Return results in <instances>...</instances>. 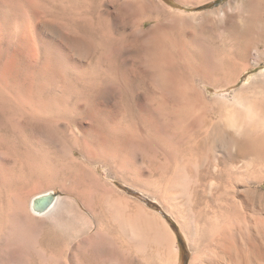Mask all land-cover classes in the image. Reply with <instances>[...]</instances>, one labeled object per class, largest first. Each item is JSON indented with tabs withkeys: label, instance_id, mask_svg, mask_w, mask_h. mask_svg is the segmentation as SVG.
Here are the masks:
<instances>
[{
	"label": "rangeland",
	"instance_id": "obj_1",
	"mask_svg": "<svg viewBox=\"0 0 264 264\" xmlns=\"http://www.w3.org/2000/svg\"><path fill=\"white\" fill-rule=\"evenodd\" d=\"M19 1H21V2H18V0H0V71H1L0 72V79H1L0 83L2 84V86L0 84V86H1L0 87V162H1L0 163V169H2V170H0V200H1L0 206L3 204V206H1V207H2V209H3V207H5L3 209V210H5L3 212L4 217L8 216L7 218L9 219L8 224L7 225H5L6 223L4 224L6 227L5 226L3 227L2 224L0 223V226H1L0 229L3 228L2 232H0V233H3V235L0 234V236L2 235V237H0V248L4 249L6 251H9V252H13L14 250H17V249L20 251V249H22L21 252H24L25 254L33 252L34 257H35L34 260L36 261L37 264H43V262H44V264H65V263L66 264H102V262H103V264H105V263L106 264L107 263L108 264H133L134 261H136V263L140 262L142 264H144L146 262H147L146 264H159V262L162 259L161 258L162 256H160L162 253V249L158 248L159 246H158L156 239H155V231L158 229H163V226H162L163 225V218H162L160 213L166 215L168 210L159 202V199L156 197V195L158 194V192L156 191L157 190L156 188H157L158 183H159V181L157 179L158 174H155V177H154L155 180L154 181H149V179L146 176L145 172H146L147 163H146V153H145L144 145H141V143L143 144V142L141 139L140 131H138V129H137V131H135L134 130L135 128H132V126H134L133 125L134 123L132 122L133 120L131 119V117L128 113L129 110H127L128 109L127 101L124 99H117L116 100L115 99L116 97L111 95L112 93L110 92L112 90V87L110 85L106 84L108 82H105L106 87L103 91V93L106 94V95L103 94L105 96V98H104L105 100L103 99L104 96L102 95L101 96L102 98H100L101 100L99 101V103H100L99 106H101L102 108L105 107L104 105H102L103 104L102 102H104V104L106 106H108L107 108H104V111H105L106 116H107V119H106L107 125H105V128L101 127L102 126L101 125L100 128H102L101 129L102 133L106 135L105 143L110 144V146L113 148V149H111L106 144L105 145L99 144L102 146V148L101 147L99 148L98 147L99 145L97 143H96V145L93 144L94 146H90V145H92V142L96 140V137H95L96 130H91L92 133L94 132V134H93L94 138H92V134L89 131L88 127H85L83 124L87 120H89V118L87 119V117H86V121H85V117L84 116L80 117L82 115L81 114L79 115L78 112H77L78 115L76 114V111L71 112L72 114H68V116L71 115L70 118H67L68 117L67 113H69V112L66 113V112H64V110L59 112V113L63 112L61 115L59 113L55 114L58 116L60 115L58 118L55 115H52L51 117L50 116L47 117L46 115L45 116L42 115L41 117H38L41 114L33 113L32 111H30L31 109L28 106L22 105L24 107V108H22L21 104L17 100L18 99L17 94L21 90L25 91L26 85L29 86V85L33 84L34 85V91H36L37 93L38 92L41 94L47 93L45 95V97L48 94H50V96H53L56 98L58 97L57 100H58L59 104L61 105V107L66 105L65 101L68 102V100H66L65 97H67V95L70 93V91H72V93H74L72 98H70L71 103H73V104H81L82 103V105H83V103L85 104L86 101L83 100L82 98L77 97L78 94H76V96H75V92H73V91H78L79 86L81 87V85H82L81 84L82 79H80L81 81L79 84L78 79L76 78V74L78 72L82 71V73H83L85 71V69H87V70L89 69V71H91L90 67L93 66V68H95V66H96V65L94 66V64L96 63V62L94 63V61H97V63H96L97 67H98L97 69L101 68L99 66H102L103 64L100 65L99 64L100 62H98V61H100V59H102L101 55H103V57L105 55L106 56L108 55V57L109 58L111 57L110 59H112L114 62L117 59H118L117 61H119V60L123 59V57L127 58L129 56L131 59L128 57L129 60L127 59L128 61H126V65H124L125 67L129 68V66H131V64L133 63L134 58L142 59L140 57L144 55V53H145L144 49L143 48L136 49V48H130V47L129 48H122V50H121L122 52H120V53H122L120 55L121 59L118 57V55H117V59H116V57H113V55L115 56V54H113L115 52L114 47L117 46L118 44H120V42L132 32V27L124 24L123 21H121L122 17H119V16H121V13H120V11H118L119 5L116 4L115 2H112L109 0H104V1L103 0H95V1L94 0H78L75 2L69 3L72 15L77 14V17H78L77 24L78 25L83 26L84 28H87L88 26H90L93 23L92 26H94V28L97 27L96 30L98 29V31L99 30L102 31V32L99 31V34L95 35L96 34L95 29H89V28L85 29L83 32L87 31V37H84L85 35L82 33L84 35V36H82L83 37V40H82L83 43L85 40H86L85 41L86 44L89 43L91 40H93L89 44H87V46H88L92 42L97 43L98 41H102V40H104V38H106L105 39L106 41L105 42L103 41L105 43L104 45L103 44H101V46L98 45L100 48L104 46L103 49H100L98 47L99 50L97 49L96 53L94 52L96 47L94 48V46L92 47V45L89 46V48L92 47V49H89V50H91V51L93 50V53H94L92 56L91 51H89L87 48H82L84 46V45H82L83 43H81L82 41H80L79 45H78L81 48L80 49L81 51H79V48L77 47V42L76 41L73 42L74 39H71L72 37H74L75 32H73L74 30L72 29L71 25L65 26L66 22L67 23L70 22L69 20L66 21L67 19L65 18V15L58 16V17H52L51 10L54 11V9H55L57 11L60 9L59 8L60 2L58 0L57 1L56 0L55 1H53V0H42V1L36 0L35 1L34 0L36 3L31 1V0H29V1L28 0H19ZM44 1H46V2L44 3ZM165 1L172 8H175L178 10H183V11L186 10V14H184L180 17H177L173 21H171V23L173 25L175 23V28L173 27L174 30L167 33L168 37L166 36V38H165L166 40L164 41V43L166 45L169 46V45H171V42L180 41L182 39H185L187 42H189V43L191 42V44L193 43L196 45V47H197L196 51L197 52L202 51V50L204 51L205 49L209 50L210 53L207 55V58L209 57L208 60L211 61L212 63H214V61L216 62L217 61L216 59H218V61L224 60L223 62H225V59H223V54L225 55L224 58H226V63L229 62V58L232 55L233 56H242V54H244L243 56H246L247 59L249 58L251 63H256V66L254 68H252L251 70H249L248 72H246L242 76V78L238 84L229 88L227 94H229L228 96L230 99L232 98L231 100L233 101V104L235 103V105L240 107V108L245 107V105H247L249 102H252L253 100L257 101V100H259V98L260 99H262V97L264 98V96H262V95H264V93L262 92L263 94H261V92H260L261 89L264 88V75H262V76L260 75V73L262 71H264V10H263L264 7L257 4V0H253V1H251V0H245V1H243V0H209L208 2L206 1V3H204V4H200L201 3L200 0H197L198 2L196 0H194V1L187 0L188 4H186L187 3L186 0H165ZM183 1H185V2H183ZM195 1H196V4H195ZM255 1H256V4L254 3ZM26 2H28L29 4ZM39 3H41V4H39ZM42 3H44V5H42ZM35 4H37V5H35ZM38 4L42 5V7H39ZM45 4H47V5H45ZM90 4H92V5H90ZM78 5L82 6L80 8V10L78 9V7H79ZM254 5H255V7H254ZM221 6L226 10V16H228L230 18L227 19V17L225 15H222L223 18L215 17L216 15L213 16L214 13L212 12V13L207 15V18L210 17L209 15H212L213 17H215V18H213L211 16L212 20L213 19H214V21L216 20L215 23H217V24H214V22L212 20H210L211 18L205 19L206 15H204V17L202 16L203 15L202 12H204V13L210 12V10L213 11L214 9L220 8ZM261 7L263 9H261ZM44 8H47V10ZM51 8H54V9H51ZM95 8H96V10H98V12L95 11V14H93L94 13L93 10ZM38 10H41V12H39ZM42 10L45 13H43ZM89 12L90 13L93 12V13L90 15ZM114 12H116L117 15H115ZM102 13H104V14H102ZM197 14H199V15H197ZM234 14H236V15H234ZM88 15H89V18H88ZM238 15L240 17V20H237V19H239ZM81 16L82 17L84 16V19ZM224 16H225V18H224ZM196 17H199V18H197V20H196ZM201 17H203L208 23L207 25L205 23L206 21L201 23V25L202 24L205 25L204 28L200 24L199 25L196 24V23H200L204 20ZM56 18H58V19H56ZM59 18H61L63 21V24H61V26H58L61 23V19H59ZM217 18L221 19V20L223 19L222 20L223 23H222V21L221 22L219 21V23H218ZM92 20H94V21H92ZM118 20H119V22H118ZM199 20H202V21L199 22ZM208 20L213 22L212 26L209 25L211 22H209ZM23 21L25 23H27V24L29 23V24L27 27H26V25L22 27L23 31H22V29L19 28L21 30L20 31L17 27H21L22 24H24ZM44 23H45V25H44ZM98 23H100V24H98ZM189 23H190V25H189ZM150 25H151V23H148L147 26H150ZM196 25H198L197 28L199 29V31L197 29L194 30L196 28ZM32 26H33V28H32ZM68 26H69V29L71 28L70 31L68 29ZM115 26H118L120 28L121 32L120 33H113V36H112L111 34H112L113 30H111V29H114ZM235 26H237V27H235ZM210 27H213V28L211 29ZM224 27H225V29H223ZM25 28H28L31 30H29V32H28V29L25 30ZM179 28L181 30L185 29L187 31L183 30V32L179 33V32H177V30H180ZM106 29L108 31V32L106 31L107 33L105 32L107 36L104 35V37H100L101 34L103 33V30H106ZM190 29H193L194 31H192ZM201 29H203V30H201ZM205 29L207 30L206 31L207 34H205L206 32L203 34ZM238 30H240V31H238ZM196 31H198V32H196ZM201 31H203V32H201ZM223 31L224 32L226 31L227 34H226V32L224 33ZM19 32L22 33V35L25 34L24 32H26L27 36L26 35H24V36L27 38H25V39H24V37L21 38L22 35L18 36L20 34ZM37 32H38V34H37ZM68 32H70V33L72 32V33H74V35L72 33H71L72 35H70V33H68ZM215 32L217 34L216 36L214 34ZM238 32L240 35L238 34ZM17 33H18V35H17ZM194 33H196V34L194 35ZM241 33H243V34H241ZM39 34H43V35H39ZM67 34L70 36L67 37ZM85 34H86V32H85ZM103 34H102V36H103ZM34 35H35L34 39L37 40L36 41L37 43L34 42L32 44V41H34V39L32 40L31 36H34ZM38 35H39V37H41V36L42 37L39 38ZM88 35L90 37L92 36V38H90ZM204 35H206V36H204ZM181 36H183V37H181ZM43 37L45 38V40ZM46 37H47V39H46ZM230 37H231V39H230ZM88 38H89V40H88ZM212 38H214V39H212ZM43 40L46 41L47 43L46 42L44 43ZM69 40H71V42ZM107 40L108 41L110 40L109 46H108ZM214 40H217V41H214ZM24 41H26V43H24ZM94 41H97V42H94ZM210 41H212L211 44L214 42L218 46L216 45V47H214L215 48L214 49L213 48L214 43L212 44V47H211V45L209 43ZM29 42L31 43V45ZM51 42L53 43L54 47L52 46ZM254 42L256 43V45ZM98 43H102V42H98ZM202 43H204V44H202ZM247 43H248V45H247ZM34 44H36L35 45L36 47L33 46ZM56 44H58V45L61 44V46H58ZM80 44L82 45V47ZM86 44H85V46H86ZM207 44H209L210 47L207 46ZM215 44H214V46H215ZM237 44H239L238 46H240V47H237ZM19 45H20V47H19ZM23 45H24V48H23ZM27 45H28V47H27ZM37 45H38V47H37ZM105 45H107V46H105ZM251 45H252V47H251ZM39 46H41V47H39ZM248 46H250V47H248ZM107 47H109V48L107 49ZM198 47L202 48V49L198 50L199 49ZM247 47L250 49L252 48V49L248 50ZM255 47H256V49H255ZM39 48H41V51H37V50H39ZM104 48H106V49H104ZM84 49H87V51L85 52ZM109 49H110V51H109ZM212 49H214V51H211ZM57 50L59 51L60 55H57L58 54ZM101 50H103V54H102ZM104 50H106L105 52H107V50H108V52L105 53ZM18 51H20V52H18ZM31 51H32V53H31ZM47 51L51 56L53 55L52 57H55L56 60L59 59L61 64H63V62H66V63L69 62L70 63L69 67H67L65 70L64 69L58 70V75H57L58 79L49 82V83L53 82L51 85L52 90L48 89V87L50 88V85L48 83L47 84L49 86L44 85L45 84L44 82H46V80L41 79V77L39 78L38 75H36V76L34 75V73L37 72L36 68L39 67L38 65L40 63H42V61L45 60V58L47 59V57H46V55L48 54ZM72 51L74 53H76L75 54L76 56L80 54L79 57L78 56L75 57V55ZM88 51L91 52V53H89V55H88ZM239 51L240 52L242 51V52L240 53ZM37 52L39 54H41V52H43L44 54L42 53L41 56H38L39 54H37ZM45 52L47 54H45ZM51 52H53V54ZM109 52H110V54H109ZM111 52H112V54H111ZM216 52H218L217 53L218 55H216ZM223 52H225V53H223ZM228 52H231V53L229 54ZM244 52H246V53H244ZM261 52H263V53H261ZM115 53H117V52H115ZM247 53L249 55H247ZM33 54H36L37 56L33 55ZM70 54L74 55V56H72L74 59L70 57L71 56ZM95 55L97 57H98V55H100L101 56L100 59L97 60L96 59L97 57L94 58ZM173 55H175V53ZM58 56H59V58H58ZM211 56H212V59H211ZM216 57H219V58H216ZM39 58H41V59H39ZM75 58H77V59H75ZM213 58L215 60H213ZM227 58H228V61H227ZM37 61H39V62H37ZM79 61H81L83 63L81 64V62H79ZM101 62H102V60H101ZM163 62H164L163 59L158 60V65H157V67H155L160 72L165 71V68H164L165 65H163ZM92 63H94V64L92 65ZM34 65L36 66V68ZM82 65H83V67H82ZM84 67H85V69H82ZM86 67H88V68H86ZM21 68L26 69L25 70L26 72L21 71ZM33 68H34V70H33ZM93 68H92V70H93ZM135 68H136L135 71H136L137 78H135V80L133 81L134 89L136 88L137 90H139L141 92V96H142L141 99L142 100L141 99L140 100L142 103H146L148 99H146L144 95H147L148 93H150L149 95H151V96L155 95V93L153 91L149 92V90H147V88L150 86H156V83L153 79L155 71L153 68L152 69H146L140 63H136ZM61 70L65 71V72H63L64 75H63ZM70 70L72 73L69 72ZM180 70H181L180 67H177V66L175 67V71H177L178 73L179 72L181 73ZM18 71H20L21 75ZM30 71L33 72V74ZM67 72L69 73V75L67 74ZM85 72L88 73V71H85ZM184 74H185V71H184ZM141 75L144 77L145 81L141 80V78H140ZM255 75L259 79L257 77H256L257 79H253V77ZM1 76L3 78L6 76L7 79L10 81H7L5 78H4L5 79V81H4V79ZM8 76L9 77L11 76L10 77L11 79L8 78ZM59 76H61V77L59 78ZM64 77H65V79H64ZM36 79H37V82L42 81L41 85L44 86L45 89H43L42 86L39 85V83L37 84ZM8 82L10 83V85ZM15 82H17V83H15ZM18 82H20L19 84H21V82H23V84H21L19 86ZM5 83H6L7 87L5 86ZM28 83H30V84H28ZM71 83L73 85H70ZM246 83H247L246 88L242 89V86ZM17 85L19 88L17 87ZM35 85H36V88H35ZM107 85L110 88H107ZM262 85H263V87H262ZM39 86H41V87H39ZM57 86H59V90H58ZM74 86H76L77 89ZM8 87H9V89H8ZM16 87L19 89V91ZM37 87L43 89L45 92L44 91L41 92V89H38ZM46 88L48 89L47 91H46ZM36 89L39 91H37ZM62 89H64L66 92ZM68 89H70V91ZM235 91L238 92L239 94L238 93L235 94ZM255 91H257V92H255ZM211 92L213 94H215L216 90L211 89ZM253 92L256 93V97H255V93H253ZM7 93H8V95H7ZM5 94H6V96H5ZM44 94L42 95L43 97H44ZM160 94L161 93H156L157 96H159ZM57 95H60V96H57ZM252 95H254V96H252ZM73 98H74V100H73ZM60 99H62V102H60ZM160 99L161 98L153 100V102L155 103V102L166 101L165 99H161V100ZM219 103L224 108L226 107L225 105H227L226 102H220L219 101ZM229 103L231 104L232 102H229ZM68 104L70 105V103H68ZM218 107L220 108V106H218ZM18 108H19V110H18ZM25 109H30V110L26 111ZM114 109H115V111L112 112ZM116 113H118V114L116 115ZM29 114H31V115L33 114V116H31ZM63 114L66 115V119L64 118L65 115L63 116ZM108 114H110V115H108ZM113 114L118 116V117L114 116ZM76 116H78V117H76ZM43 117H44V119H43ZM45 117H47V118H45ZM29 118H31V119H29ZM48 118H49V120L52 119L53 121L52 120L49 121ZM75 118H77V121H75L76 120ZM79 118L85 122H83L81 120L83 122L82 123L81 121H79L80 120ZM123 120H125V121H123ZM35 121H37V122H35ZM108 121L113 122V123L110 124V122H108ZM44 124H46V125L44 126ZM77 124H79V125L77 126ZM39 125H41V126H39ZM114 125L120 131V134H119L118 138H116V139L113 138V135L110 133V129H109L110 127H113ZM64 127L67 129H64ZM78 127L80 128V130L76 135V132H73V131H75V129L78 130L79 129ZM82 127H83V129H82ZM103 129H105V130H103ZM101 130H100V132H101ZM130 130L132 133L130 132ZM135 132H137V133H135ZM55 134H57V135H55ZM85 134L87 135V137ZM107 134L109 136H107ZM88 136L90 139L88 138ZM111 136H112V139H111ZM134 138L135 139L138 138V139L134 140ZM118 139H120V140H118ZM78 140H80L79 142H81V144L84 143V145H86L85 143L88 141L87 146H89V148H92V151L90 149H89V151L93 152L92 156H93V159L96 161V164H94V166L89 167L86 164H79L77 162L73 163V160L71 158H69L71 156L69 150L71 147L74 146V144L76 145V143H79V142H76ZM109 141L112 143H109ZM113 141H114V143H113ZM72 143H73V145H72ZM111 144H113V145L115 144V145L113 146ZM116 145H118V146H116ZM30 146H32V147H30ZM108 147L110 148V151L108 150L109 149ZM118 147L121 150H119ZM94 148H96V149H94ZM114 148H116L119 153L117 151H114V150H116ZM99 149L100 150L102 149L101 151H103V149L104 150L107 149L111 153L109 154L108 151L105 150L106 156H105V154H103V155L101 154L102 155L101 156L100 153H104V152H101ZM124 149H127V150H124ZM98 150L100 151V153H97V152H99ZM112 150L115 153H112L113 152ZM116 152H117V155H116ZM96 153L99 154L100 157L98 155L94 156ZM113 154H114V157L113 156L111 157V155H113ZM120 154L121 155L124 154V156L126 158L124 156L121 157ZM107 156H109V157H107ZM117 156H118V158H117ZM39 157H42V159L38 160L37 158H39ZM195 157H197V156L190 155L189 159H183L182 160V158H179L177 162H173L172 160L169 159L168 162H165L166 164L164 165V168L166 170L168 169V173H167L166 177L162 179L161 183H164L165 185L168 183L167 184L168 188L172 184H173L172 185L173 187L179 186L177 189H181V190L179 191L180 195L179 194L178 195L180 197H182V195H183L182 198L187 197V195H185V194L188 193V189H187L188 185L190 184L191 180L193 179V177H194L193 175H195L194 170L198 171L199 166L201 164L200 161H199V163H198V161H196L199 159L195 158ZM32 158L34 159V162L32 161L33 160ZM122 158H125V160ZM192 158H193V160H192ZM59 159H60V161H59ZM187 160L189 161L190 164L188 163ZM39 161L44 162V165L47 166L48 168L46 167L47 169L45 170V168L42 167L43 164L38 163ZM124 161H125V163H124ZM193 162L194 163L197 162V165H195ZM45 163H49V164H45ZM35 164H36V167L34 166ZM37 165H38L39 170H35L37 168ZM190 165L191 166L195 165V167H193V166L192 167L196 168V169L193 170V168L191 167V169H192L191 170ZM39 166H41V167H39ZM49 166H50V168L51 167L52 168L50 169ZM185 166H187V167H185ZM184 167H185V169H184ZM43 168H44L43 171H48V172L53 171V172H51L52 174L48 173V172L43 173V171H42ZM49 169L51 171H49ZM33 170H35V171H33ZM174 170H176L178 173L177 178L175 180L170 179L171 172ZM5 171H7V172H5ZM32 171L35 173H32ZM36 171H39V173H41V171H42L41 174L43 176L39 175ZM142 171H143V173H142ZM183 172H184V174H182ZM7 173L10 175V177ZM13 173L16 175L14 176ZM26 173H28V174H26ZM29 173L31 175H29ZM195 173H197V172H195ZM33 174L36 177H34ZM26 175H27V177H26ZM37 175H39V176H37ZM11 176L12 177L14 176V177L12 178ZM5 177L8 179H6ZM39 177H41V178L43 177V178L39 179ZM49 177H51V178L49 179ZM30 178H32V179H30ZM186 179H187V181H186ZM37 180H39V181H37ZM41 180L42 181L44 180L43 183ZM178 180H179V184L177 185ZM8 182L10 183L9 186H8V184H9ZM38 182L42 183V185L39 184ZM36 183H37V185L35 187ZM19 184H20V186H19ZM23 184H24V187H23ZM44 184H46V185H44ZM150 184L154 185V187H153L154 189L152 188V186ZM15 185H16V187H14ZM39 185H41L42 188L39 187ZM47 186H48V188H47ZM181 186H182V188H181ZM147 187L149 188L148 190H147ZM15 188H16V190H15ZM46 190H53L60 197L61 202L58 206L59 211L57 208L58 212L56 211L57 214L55 213L56 215L52 214L50 216L38 217L35 221L32 222L33 225H31V226H29L31 220L28 217H27V220H26V217H22V216L21 217L18 216L15 218V216H17V215L12 208L14 207V204L18 203L17 200H19V198H18L19 195L20 196L22 195L21 196L22 198L20 197L21 198L20 200H22V199L24 200L25 205H26L25 208H28L26 210H29L31 199L34 196H36V195H38V194H40ZM186 190H187V192H186ZM6 193H8V194H6ZM153 194H155V196H153ZM180 197H178V198H180ZM9 199H10V201H9ZM7 206L8 207L13 206V207L8 208ZM7 209L9 211H7ZM10 210L13 212V214L11 213ZM2 211L0 209V216H1ZM5 213H6V216H5ZM7 213H9V215L11 213L12 215L9 216V215H7ZM3 214L1 216L2 219L4 218ZM14 214H15V216H14ZM10 217H11V219H10ZM19 217L22 219L19 220ZM7 218H4L5 221L7 220ZM24 218H25V222H22L24 220ZM15 220H16V223H15ZM29 220H30V222H29ZM28 222H29V224H28ZM10 224H11V227H9ZM27 224H28V226H27ZM39 225H41V226H39ZM37 226H39V227L37 228ZM127 226L128 227L130 226V227L128 228ZM8 227L10 229L11 228L12 229L10 231L6 232V230L9 229ZM129 229L130 230L132 229L133 231H136L137 233H139V236H138L139 238H141L140 237L141 235H145V236L148 235L150 237V239H149V237L147 236L149 241L146 240L147 239L146 237H145V240L143 241V239L142 240L137 239L136 238L137 235H136V237L131 235V234L129 235V240L131 239V242H132V240L134 241L131 244L133 249L137 248L136 246L133 245V244H137V243H135V239H136V242H137V240H139L138 243L140 245L143 243H144V245H143L144 247L147 245L145 247L147 249H145L143 247L145 249L144 250L140 247L138 250L135 251V253L138 251V253H140V254L136 255V254H134V252L128 251L129 250L127 248L128 246H125V245H127V239L126 238L128 237L127 232H130ZM133 231H131V232H133ZM122 233H124V235ZM121 235H123V236H121ZM4 236L6 238H4ZM130 236H133L135 238L132 239V237H130ZM122 239H124V240H122ZM121 240H122V243H121ZM129 240H128V243H130ZM153 240L156 243H154ZM184 240H185V237L183 236L181 241L183 242ZM123 241L126 242L125 245H124L125 242H123ZM140 241H142V242H140ZM185 241L187 242V240H185ZM10 242H11V245H10ZM137 246H138V244H137ZM129 247H131V246H129ZM158 249H159L158 253L160 255L157 253ZM160 249H161V251H160ZM116 250H117V252H116ZM139 250L140 251L142 250V252H140ZM113 251H115V252H113ZM121 251H122V253H121ZM105 252H106V255H105ZM143 252L149 258L148 257L146 258L145 254H144V256H145L144 257L143 254H141ZM103 253H104V255H103ZM114 253H116V256L118 259L115 258L116 256L114 255ZM123 253L126 255H123V257H122ZM129 254H130V256H129ZM190 255H191V250H190V247L188 246V242H187L186 247L182 251V255H181L182 260L185 263H188ZM105 256H106V258H104ZM131 256L133 257V259ZM137 256H139V257H137ZM136 257L137 258L141 257V259H143L145 262L140 261V260L137 262L138 259ZM159 257H160V260L158 261ZM119 259H120V261H118ZM145 259H147V261ZM96 260H97V262H96ZM132 260H134V261H132ZM148 262H150V263H148Z\"/></svg>",
	"mask_w": 264,
	"mask_h": 264
},
{
	"label": "bare ground",
	"instance_id": "obj_2",
	"mask_svg": "<svg viewBox=\"0 0 264 264\" xmlns=\"http://www.w3.org/2000/svg\"><path fill=\"white\" fill-rule=\"evenodd\" d=\"M31 1L35 2L36 0L35 1L31 0ZM53 1H55V0H53ZM58 1L60 2V7H59L60 11L59 10L56 11L54 8H51V9H54V11L51 10L52 17H58V16L65 15V18L67 19V20L66 19L65 20L70 21L69 23H67L65 21L66 22L65 26L71 25L72 29L74 30L73 32H75V35H74V33L71 32L74 35V37H72V38L70 37V38L74 39L73 42L74 41L77 42V47L79 48V51H81L80 50L81 48L78 46L79 42L83 40L82 36L85 35L84 37H87V31H85L86 34L83 31L85 29H88V28L96 30L97 27L94 28V26H92L93 23L90 26H88L87 28H84L83 26H80L77 24V20H78L77 14L72 15L69 3L75 2L78 0H58ZM109 1L115 2L116 4L119 5L118 11H120V13H121V16H119V17H122V20L121 19L120 20L123 21L124 24L132 27V32L127 37H125L120 42V44H118L117 46L114 47V51L117 53L114 52L113 54H115V56L113 55V57H116V59H117V55H118V57L120 58V55L122 54V53H120V52H122L121 51L122 48H129V47L130 48H136V49L143 48L144 52H145L144 53L145 56L144 55L141 56L140 58H142V59L134 58L133 63L128 68V67H125L124 65H126V61L129 60L128 59L129 56L127 58L123 57V59L120 58L121 60H119V61H117L118 59L117 60L115 59L116 61L114 62L112 59H110L111 57L110 58L108 57V55L107 56L105 55L104 57H103V55H101L102 59H100V57H101L100 55H98L99 58L95 55L94 58L97 57L96 58L97 60L100 59V61H98V62H100L99 64L100 65L103 64L102 66L98 65L101 68L97 69L98 68L97 64H96L97 61H94V63L95 62L96 63L95 64L92 63V65L93 64H94V66L96 65L95 68H93V66L90 65L93 68V70L91 67H90L91 71H89V69L88 70L85 69V67H84L82 69H85V71H88V73L85 71L82 73V71H81V72H78L76 74V78L78 79L79 84L81 81L80 79H82L83 83L81 82L82 85H81V87L79 86L78 91H73V92H75V96H76V94H78L77 97L82 98L83 100L86 101L85 104L83 103V105H82V103L81 104L71 103L70 98H72L74 93H72V91H70V89H68L70 91V93L67 95V97H65L66 95L64 96L65 99L68 100V102L65 101L66 105L61 107V105L59 104V102L57 100L58 97L56 98V97L50 96V94H48L45 97V95L47 93L46 94L43 93L44 94V97H43L42 96L43 94H41L39 92L37 93L36 91H34V85L33 84H31L29 86H27L25 84L27 87L25 86V91L21 90L22 92L20 91L17 94L18 96L16 95L18 97L17 100L19 101L21 106L23 105V106L30 107L31 110L25 109L26 111L30 110L35 114L36 113L41 114L38 117H41L42 115H44V116L46 115L47 117H49V116L51 117L52 115L58 114L60 111H63V110L66 113L69 112V113H67V116H68V114H72L71 112L76 111L77 115L79 113V115L80 114L82 115L80 117H83V116L85 117V121H86V117H87V119L89 118V120H87L86 122L80 118H79L80 119L79 121L82 120L83 122H85V123H83L81 121L85 127H88L90 132H91V130H96V132H95L96 133L95 134L96 140L93 141L92 145H90V146H94V145H96V143L98 145L99 144L105 145L106 144L105 143L106 135L102 133V130H101L102 128H100V126L102 125L101 127L105 128V125H107V120H106L107 116H106V113L104 111V108H107L108 106H106L104 104V102H102L103 101L102 100L101 102L103 104L102 103L101 104L105 106L104 108H102L101 106H99L100 105L99 101L101 100L100 98H102L101 96L103 94H105V93H103V91L106 87V84L110 85L112 87V90L110 89L111 90L110 92L112 93L111 95L116 97L115 98L116 100L117 99H124L128 103V105H127L128 109L127 110H129L128 113H129L131 119L133 120L132 122L134 123L133 124L134 126H132V128H135L134 129L135 131H137V129H138V131H140L141 139L143 142V144L141 143V145H144V149H145V153H146V163H147L146 172H145L146 176L149 179V181H154L155 180L154 179L155 174H158L157 179H158L159 183H158V186L156 188L157 189L156 191L158 192L156 197L159 199V202L168 210V211L166 210L167 211L166 215L160 213L162 218H163V225H162L163 229H158L155 231V239H156V242L159 246L158 248L162 249L161 255L158 253L159 249L157 250V253L160 256H162L161 257L162 259L159 262V264L160 263L161 264H264V98L263 97H262V99L259 98V100H257V101L253 100L252 102H249L247 105H245V107L240 108V107L236 106L235 103L233 104V101L231 100L232 98L230 99L228 96L229 94H227L229 88L238 84L240 82L242 76L246 72H248L249 70L254 68L256 66V63H251L249 58L247 59L246 56H243L244 54H242V56H233L232 55L229 58L228 63H226V58H224L225 55L223 54V59H225V62H223L224 60L218 61V59H216L218 62L214 61V63H212L211 61L208 60L209 57L207 58V55L210 53L209 50L205 49L204 51L202 50V51L197 52L196 51L197 50L196 45L193 43L191 44V42L190 43L187 42L185 39H182L180 41L171 42V45H169V46L166 45L164 43V41L166 40L165 39L166 36L168 37L167 33L173 31L175 28V23L173 25L171 23V21H173L177 17H180V16L186 14V10L183 11V10H178V9L172 8L170 5H168L166 3L165 0L164 1L163 0H121V1L120 0H109ZM192 1H194V0H192ZM196 1H195V4H196ZM206 1L208 2L209 0H200L201 3L200 2L199 3L204 4V3H206ZM243 1H245V0H243ZM251 1H253V0H251ZM18 2H21V1L18 0ZM45 2L46 1H44V3ZM183 2H185V1H183ZM186 2H187V0H186ZM26 3H28V2H26ZM44 3H42V5H44ZM254 3L256 4V1ZM39 4H41V3H39ZM39 4H38V6L42 7V5H39ZM186 4H188V2ZM257 4L264 7V0H257ZM35 5H37V4H35ZM45 5H47V4H45ZM90 5H92V4H90ZM81 7L82 6H79L78 9L80 10ZM254 7H255V5H254ZM262 7H261V9H263ZM47 8H44V9L47 10ZM38 11L41 12V10H38ZM93 11H94V13L92 12L93 14H95V11L98 12V10H96V8ZM212 12L214 13L213 16L216 15L215 17H218V18H220V17L223 18L222 15L226 16V10L222 6L220 8L214 9L213 11L210 10V12H205V13L202 12V14H203L202 16L204 17V15H206L205 19L211 18L210 20H212V17H213L212 15H209L210 17L207 18V15L212 13ZM43 13H45V12L43 11ZM92 13L89 12L90 15ZM102 14H104V13H102ZM114 14L117 15L116 12H114ZM197 15H199V14H197ZM234 15H236V14H234ZM239 15H238V17H239ZM225 16H224V18H225ZM203 17H201V18L204 19ZM215 17H213V18H215ZM226 17H227V19L230 18L228 16H226ZM82 18L84 19V16ZM88 18H89V15H88ZM197 18H199V17H196V20H197ZM56 19H58V18H56ZM59 19H61V18H59ZM205 19L203 21L199 20V22L200 21H202V22L196 23V24L201 25V23L206 21ZM210 20H208V21L211 22ZM222 20L218 19L217 22L219 23V21L221 22ZM237 20H240V17ZM92 21H94V20H92ZM212 21L214 22V24H217V23H215L216 20L214 21V19H213ZM118 22H119V20H118ZM213 22H211L209 25L212 26ZM23 23L24 24L21 23L22 24L21 27H17L18 29L19 28L22 29V31H23L22 27L25 25L27 27L29 24V23L28 24L25 23L24 21H23ZM148 23H151V25L147 26ZM205 23H206V25L208 24L207 21ZM222 23H223V21H222ZM61 24H63L62 19H61L60 25H58V26H61ZM98 24H100V23H98ZM44 25H45V23H44ZM189 25H190V23H189ZM198 25H196V28L194 30L197 29L199 31V29L197 28ZM201 26H203V28H204L205 25L202 24ZM235 27H237V26H235ZM32 28H33V26H32ZM210 28L212 29L213 27H210ZM27 29L28 28H25V30H27ZM68 29H69V26H68ZM223 29H225V27ZM29 30H31V29H28V32H29ZM70 30H71V28L69 29V31ZM111 30H113V32L111 31L112 36H113V33H120L121 32L120 28L118 26H115L114 29H111ZM183 30H185V29L177 30V32L180 33V32H183ZM190 30L194 31L193 29H190ZM201 30H203V29H201ZM99 31L102 32L101 30H99ZM99 31L97 29L95 32L96 33L95 35H98ZM106 31H107V29L103 30L104 34L102 33L103 36L101 34L100 37H104V35L107 36L106 33L108 31L107 32ZM185 31H187V30H185ZM198 31H196V32H198ZM206 31L207 30L205 29L204 32L203 31H201V32H203V34H204ZM238 31H240V30H238ZM24 33L25 34H23V35H22V33H20L19 35L17 33V35L18 36L22 35L21 38L24 37V39H25L27 37H25L24 35L27 36V33L26 32H24ZM68 33H70V32H68ZM71 33H70V35H72ZM37 34H38V32H37ZM195 34L196 33H194V35ZM205 34H207V32ZM214 34H215V36L217 35L216 32ZM226 34H227V32H226ZM238 34H239V32H238ZM241 34H243V33H241ZM39 35H43V34H39ZM39 35H38V37H39ZM70 35L67 34V37ZM204 36H206V35H204ZM31 37L33 40L35 35L31 36ZM41 37H39V38H41ZM181 37H183V36H181ZM90 38H92V36ZM46 39H47V37H46ZM105 39L106 38H104V40H102V41H98V42H102V43H98L97 41H94V42H97L98 44L93 43V42L90 44V45H92V47L93 46H94V48L96 47V49H95L96 51L94 50L95 53L97 52V49L99 47L98 45L101 46V44H103V45L105 44L104 43L106 41ZM212 39H214V38H212ZM230 39H231V37H230ZM44 40H45V38H44ZM44 40H43V42L45 43L46 41H44ZM88 40H89V38H88ZM36 41L37 40L34 39V41H32V44L34 42L37 43ZM69 41L71 42V40H69ZM85 41H84V43L86 44ZM91 41H93V40H91ZM109 41L107 42L108 46L110 43ZM214 41H217V40H214ZM211 42L212 41H210L209 43L212 47V44L214 42L212 44H211ZM24 43H26V41H24ZM81 43H83V41ZM84 43L82 44V45H84L83 47L80 44L82 48H87L88 50L92 49V47L89 48L90 45L87 46V44H89V43H87L86 46ZM202 44H204V43H202ZM214 44H213V48L216 47V45H217V44H215V46H214ZM30 45H31V43H30ZM35 45L36 44H34L33 46H35ZM56 45H58V44H56ZM210 45L207 44V46H209V47H210ZM238 45L239 44H237V47H240ZM247 45H248V43H247ZM255 45H256V43H255ZM52 46H53V43H52ZM58 46H61V44ZM105 46H107V45H105ZM19 47H20V45H19ZM27 47H28V45H27ZM37 47H38V45H37ZM39 47H41V46H39ZM103 47H101V48L99 47V48L103 49ZM248 47H250V46H248ZM248 47H247L248 50L252 49V48L250 49ZM251 47H252V45H251ZM23 48H24V45H23ZM108 48L109 47H107V49ZM87 49H84V51L86 52ZM104 49H106V48H104ZM200 49H202V48H199L198 50H200ZM214 49H212L211 51H214ZM255 49H256V47H255ZM37 51H41V48H39V50H37ZM89 51H91V50H89ZM89 51H88V55H89V53L92 52L91 55L93 56V54H94L93 50L91 52H89ZM101 51L103 54V50H101ZM105 51L106 50H104V52ZM109 51H110V49H109ZM18 52H20V51H18ZM107 52H108V50H107ZM107 52H105V53H107ZM31 53H32V51H31ZM42 53L43 52H41V54ZM47 53H48V51H47ZM47 53L45 52V54H47ZM51 53L53 54V52H51ZM174 53H175V55H173ZM217 53L218 52H216V55H218ZM223 53H225V52H223ZM228 53L230 54L231 52H228ZM244 53H246V52H244ZM261 53H263V52H261ZM37 54H39V53L37 52ZM41 54H39L38 56H41ZM75 54L76 53H74V55ZM109 54H110V52H109ZM111 54H112V52H111ZM33 55H36V54H33ZM57 55H60L59 51H58ZM74 55H71L70 57L73 58L72 56H74ZM79 55H77V56L79 57ZM247 55H249V54L247 53ZM52 56L48 53L46 55L47 59L45 58V60H43L42 63H40L38 65L39 66L38 68H36V66L34 65L35 68L37 69V72H35L36 74L34 73V75L35 76L38 75L39 78L41 77V79L46 80V82H44L45 83L44 85L47 86L49 84L50 85V88L48 87L49 90L50 89L52 90L51 85L53 83V82L52 83H49V82L58 79L57 78L58 77L57 76L58 70L59 69L65 70L70 65L69 62L68 63L63 62V64H61L59 59L56 60L55 57H52ZM77 56L75 55V57H77ZM58 58H59V56H58ZM216 58H219V57H216ZM39 59H41V58H39ZM75 59H77V58H75ZM160 59H163V61H164L163 62V65H165L164 66V68H165L164 72H160L155 68V67H157L158 60H160ZM211 59H212V56H211ZM101 60H102V62H101ZM213 60H215V59L213 58ZM227 61H228V58H227ZM37 62H39V61H37ZM79 62H81V61H79ZM82 63L83 62H81V64ZM136 63H140L146 69H152L153 68L155 71L153 79L156 83V86H150L147 88V90H149V92L153 91L155 93V95L151 96V95H149L150 93L147 92L148 94L144 95L145 98L148 99L146 103L141 102V100H142L141 99V97H142L141 92L139 90H137L136 88L134 89L133 81L135 80V78H137L136 71H135ZM176 66L180 67L181 73L180 72L178 73L177 71H175ZM82 67H83V65H82ZM88 67H86V68H88ZM22 69L23 68H21V71L26 72L25 71L26 69H23V70ZM33 70H34V68H33ZM184 71H185V74H184ZM18 72L20 73V71H18ZM63 72H65V71H62V73ZM69 72L72 73L71 70ZM31 73L33 74V72H31ZM67 74L69 75L68 72H67ZM20 75H21V73H20ZM63 75H64V73H63ZM260 75L261 76L264 75V71H262L260 73ZM10 77L8 76V78H10ZM60 77L61 76H59V78ZM256 77L257 76L255 75L253 77V79L258 78V77L257 78ZM4 78L7 81H10L7 79L6 76ZM140 78L142 81H145V79L142 75ZM5 79H4V81H5ZM64 79H65V77H64ZM0 82H1V79H0ZM36 82H37V79H36ZM41 82L42 81H38L37 84L39 83V85H41L42 84ZM105 82H108V83L105 84ZM15 83H17V82H15ZM19 83L20 82H18L19 86L21 84H23V82H21V84H19ZM28 84H30V83H28ZM9 85H10V83H9ZM18 85H17V87H18ZM70 85H73V84L71 83ZM108 85H107V88H110ZM1 86H2V84H1ZM5 86L7 87L6 83H5ZM41 86H39V87H41ZM246 86H247V83L242 86V89L246 88ZM57 87L59 90V86H57ZM74 87L76 88V86H74ZM262 87H263V85H262ZM35 88H36V85H35ZM42 88L45 89L44 86H42ZM8 89H9V87H8ZM38 89H41V88H38ZM43 89H41V92L44 91ZM48 89L46 88V91ZM211 89L216 90V93L213 94L211 92ZM263 89H261V91L259 90L261 92V94L264 93ZM62 90H64V89H62ZM18 91H19V89H18ZM37 91H39V90H37ZM255 92H257V91H255ZM255 92H253V93H255ZM156 93H161V94L159 96H157ZM237 93L238 92L235 91V94H237ZM7 95H8V93H7ZM5 96H6V94H5ZM57 96H60V95H57ZM252 96H254V95H252ZM262 96H264V95H262ZM255 97H256V93H255ZM104 98H105V96L103 97V99ZM158 98L165 99L166 101L154 103L153 100H156ZM73 100H74V98H73ZM219 101L220 102H226V104H227V105H225L226 107L225 108L222 107L221 104L219 103ZM60 102H62V99H60ZM229 102H232V103L230 104ZM68 103H70V105ZM23 106H22V108H24ZM218 106H220V108ZM18 110H19V108H18ZM114 111H115V109L112 112H114ZM62 113L63 112H61L59 114L61 115ZM117 114L118 113H116V115ZM29 115H31V114H29ZM64 115L65 114H63V116ZM108 115H110V114H108ZM116 115H114V116H116ZM31 116H33V114ZM55 116L57 118L59 117L58 115H55ZM70 116L71 115H69L67 118H70ZM47 117H45V118H47ZM76 117H78V116H76ZM116 117H118V116H116ZM64 118L66 119V115ZM29 119H31V118H29ZM43 119H44V117H43ZM75 119H76L75 121H77V118H75ZM48 120H49V118H48ZM51 120H49V121H51ZM123 121H125V120H123ZM35 122H37V121H35ZM108 122H110V121H108ZM111 123H113V122H110V124ZM45 125L46 124H44V126ZM78 125L79 124H77V126ZM39 126H41V125H39ZM64 129H67V128L64 127ZM82 129H83V127H82ZM99 129L101 130V132ZM109 129H110V133L113 135V138H115V139L118 138V136L120 134L119 129L115 125L113 127H110ZM79 130H80V128L78 130L75 129V131H73V132H76V135H77ZM103 130H105V129H103ZM130 132H131V130H130ZM135 133H137V132H135ZM91 134H92V138H94L93 137L94 132L93 133L91 132ZM55 135H57V134H55ZM107 136H109V135L107 134ZM86 137H87V135H86ZM88 138H89V136H88ZM111 139H112V136H111ZM137 139L138 138H136V139L134 138V140H137ZM118 140H120V139H118ZM79 141L80 140H78L76 142H79ZM87 143H88V141L85 143L86 145H84V143L81 144V142H79V143H76V145L74 144V146L70 148L69 152H70L71 156L69 158H71L73 160V163L77 162L79 164H86L89 167L94 166V164H96V161L93 159V156H92V153H93V152H91L92 148H89V146H87ZM109 143H112V142L109 141ZM113 143H114V141H113ZM72 145H73V143H72ZM101 145H99L98 147L102 148ZM106 145H108L111 149H113L110 146V144H106ZM111 145H113V144H111ZM116 146H118V145H116ZM30 147H32V146H30ZM110 148L108 149L109 151H110ZM89 149L91 151H89ZM94 149H96V148H94ZM107 149H105V150L108 151ZM114 149H116V148H114ZM105 150L103 149V151H101L104 153H100V151L99 152L96 151V152L100 153V155L101 154L103 155L106 152ZM119 150H121V149L119 148ZM124 150H127V149H124ZM109 151H108V153L110 154L111 152H109ZM114 151H117V149ZM114 151L112 153H115ZM117 152H116V155H117ZM97 153L94 156L98 155L100 157V155ZM190 155L197 156L195 158H198L199 160H196V161H198V163L200 161L201 164L199 166L198 171H195L194 169H196V168H193V167H195V165H197V162L196 163L193 162L195 164V165H192L193 167L190 165V169H191V167L193 168L195 175H193L194 177L191 180L190 184L188 185V188H187L188 193H186V194L184 193L185 195H187V197L182 198L183 195H182V197L179 196L180 195L179 191L181 189H177L179 186L174 185L175 187H173L172 186L173 184L171 183L172 185L169 187L170 188L169 189L168 185H167L168 183L166 185L164 183H161L162 179L165 178L167 173H168V169L166 170L164 168V165L166 164L165 162H168L169 159L172 160L173 162H177L179 158H182V160L183 159H189ZM105 156H106V154H105ZM112 156L114 157V154L111 155V157ZM118 156H117V158H118ZM120 156L122 157V156H124V154L123 155L120 154ZM107 157H109V156H107ZM125 158H122V159L125 160ZM37 159L38 160L42 159V157H39ZM60 159H59V161H60ZM192 160H193V158H192ZM32 161L34 162V159ZM38 163L44 165V162L39 161ZM124 163H125V161H124ZM188 163H189V161H188ZM45 164H49V163H45ZM43 165H42V167H44L46 170L48 167L45 165L43 166ZM34 166L36 167V164ZM187 166H185V167H187ZM39 167H41V166H39ZM185 167H184V169H185ZM37 168H38V165H37ZM37 168L35 170H39V168L38 169ZM44 168L42 169V171L44 170ZM49 168H50V166H49ZM50 169H49V171H51ZM0 170H2V169H0ZM35 170H33V171H35ZM33 171H32V173H35ZM42 171H41V173H42ZM5 172H7V171H5ZM36 172L39 175H42L41 173H39V171H36ZM44 172L47 173L48 171H43V173ZM51 172H53V171H51ZM51 172H48V173H51ZM195 172H197V173H195ZM142 173H143V171H142ZM26 174H28V173H26ZM177 174L178 173L176 170L172 171L170 179L175 180L177 178ZM182 174H184V172ZM13 175L15 176L16 174L13 173ZM29 175H31V174L29 173ZM39 175H37V176H39ZM33 176H34V174H33ZM9 177H10V175H9ZM26 177H27V175H26ZM34 177H36V176H34ZM42 178L39 177V179H42ZM50 178L51 177H49V179ZM6 179H8V178H6ZM30 179H32V178H30ZM179 180H178L177 185L179 184ZM37 181H39V180H37ZM43 181H42V183H43ZM186 181H187V179H186ZM42 183H39V184L42 185ZM152 184H150V185L153 188L154 185H152ZM9 185H10V183L8 184V186ZM36 185H37V183L35 184V187H36ZM41 185H39V187L42 188ZM44 185H46V184H44ZM19 186H20V184H19ZM14 187H16V185ZM23 187H24V184H23ZM47 188H48V186H47ZM181 188H182V186H181ZM148 189L149 188L147 187V190ZM15 190H16V188H15ZM186 192H187V190H186ZM6 194H8V193H6ZM21 196L19 195V197H18L19 198V200H17L18 203H16V204L13 203L14 204V207L12 206L13 208L8 207V206L7 207L12 208L15 211V213L17 215V216H15V214H14L15 218L18 216H20V217L22 216V217H26V220H27V217H28L31 220V222L29 220V222H30L29 226L33 225L32 222L35 221L38 217L50 216L52 214L54 215L57 211V208H58L60 202H61L60 197L53 190H46V191L34 196L31 199L29 210H26L28 208H25L26 205H25L24 200L23 199L20 200L22 198ZM46 196L50 197L49 204H47L45 206H37L36 202L40 198H43ZM153 196H155V194H153ZM178 197H180V198H178ZM9 201H10V199H9ZM0 203H1V200H0ZM1 206H3V204ZM4 208L5 207H3V209ZM0 209H1V211L3 210L2 207ZM4 211L5 210L2 211L1 216H2ZM7 211H9V210L7 209ZM58 211H59V208H58ZM11 213L13 214L12 211H11ZM11 213H10V215H12ZM7 215H9V213H7ZM1 216H0V218H1L0 223L4 227L5 225L8 224L9 219L7 218L8 216H6V213H5L6 217H4V214H3V217L7 218L6 221L4 218L2 219ZM20 217H19V220L22 219ZM10 219H11V217H10ZM22 222H25V218ZM29 222H28V224H29ZM15 223H16V220H15ZM28 224H27V226H28ZM39 226H41V225H39ZM39 226H37V228ZM9 227H11V224ZM2 229L3 228L0 229V232H2ZM11 229L9 228L8 230H6V232L10 231ZM129 231L131 232L133 230L129 229ZM130 232H127V236H128L126 238L127 239V245H125L126 240L123 241V242H125L124 245L128 246L127 248L129 250L126 248L128 251L134 252V254H136V255L140 254V253H138V251L135 253V251L138 250L140 247L142 249H144L147 245L144 247L143 246L144 243H143V244H141L142 245L141 246L138 243L139 240H137V242H136V239H135V243H137L138 246L139 245L140 246L138 247L137 244H133L134 246L137 247L136 249L134 248L135 249L134 250L132 245H131L134 241L132 240V242H131V239L129 240V235L131 234L135 237L137 235L136 238L141 239V240L143 239V241L145 240V237L147 238L146 240H148L149 236L147 235L148 236L147 237L145 235H141L140 236L141 238H139L138 237L139 233H137L136 231H133L131 233ZM0 234L3 235V233H0ZM122 234L124 235V233H122ZM181 234L185 237V240H187L188 246L190 247V250H191V255H190L188 263H185L181 257L182 251L184 250V248L186 247V244H187V242L185 240L183 242L181 241L182 237H183ZM2 235L0 237H2ZM123 235H121V236H123ZM133 236H130V237H132V239H133V238H135ZM4 238H6V237L4 236ZM124 239H122V240H124ZM149 239H150V237H149ZM122 240H121V243H122ZM128 240L130 243H128ZM154 240H153V242H154ZM11 242H10V245H11ZM140 242H142V241H140ZM156 242H154V243H156ZM129 246H131V247H129ZM145 249H147V248H145ZM161 249H160V251H161ZM21 250L22 249H20V251H19L17 249V250H14L13 252H9V251H6V250L0 248V264H37L36 261L34 260L35 257H34L33 252L30 251L31 253L25 254L24 252H21ZM113 252H115V251H113ZM116 252H117V250H116ZM140 252H142V250ZM121 253H122V251H121ZM141 254H143V256H144L145 253L143 252ZM103 255H104V253H103ZM105 255H106V252H105ZM114 255L116 256V253H114ZM123 255H126V254L123 253L122 257H123ZM129 256H130V254H129ZM137 257H139V256H137ZM147 257L148 256L146 255V258ZM104 258H106V256ZM115 258H117V256ZM132 259H133V257H132ZM137 259H138L137 262L139 260L144 261L143 259H141V257L137 258ZM145 260L147 261V259H145ZM159 260H160V257L158 258V261ZM118 261H120V259ZM132 261H134V260H132ZM96 262H97V260H96ZM135 263H136V261L133 262V264H135ZM138 263L142 264L140 262H138ZM138 263H136V264H138ZM146 263H144V264H146ZM148 263H150V262H148ZM43 264H44V262H43ZM102 264H103V262H102Z\"/></svg>",
	"mask_w": 264,
	"mask_h": 264
},
{
	"label": "water",
	"instance_id": "obj_3",
	"mask_svg": "<svg viewBox=\"0 0 264 264\" xmlns=\"http://www.w3.org/2000/svg\"><path fill=\"white\" fill-rule=\"evenodd\" d=\"M49 202H50V197L46 196V197L40 198L36 202V205L37 206H45V205L49 204Z\"/></svg>",
	"mask_w": 264,
	"mask_h": 264
}]
</instances>
